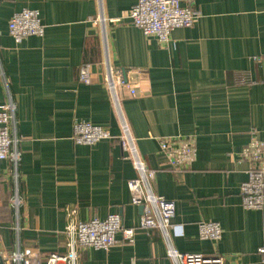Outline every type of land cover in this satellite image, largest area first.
I'll return each instance as SVG.
<instances>
[{"label": "crops", "instance_id": "1", "mask_svg": "<svg viewBox=\"0 0 264 264\" xmlns=\"http://www.w3.org/2000/svg\"><path fill=\"white\" fill-rule=\"evenodd\" d=\"M179 1L198 18L167 43L133 25L137 0L0 1V104H16L12 150L20 153L17 165L0 159V258L27 247L43 260L66 254L74 209L79 221L119 213L135 229L133 243L120 231L107 251L81 248L79 264H177L169 246L223 264H264L256 251L264 207L244 209L239 193L251 166L242 150L264 141V0ZM26 8L41 12L45 34L16 43L8 24ZM84 63L91 84L79 81ZM110 69L127 84H116L117 99ZM77 121L111 138L76 144ZM123 123L155 172L153 194L176 204L169 238L139 227L143 206L128 185L139 173L122 147ZM162 140L191 141V166L170 168ZM209 221L221 227L217 242L199 238L198 225Z\"/></svg>", "mask_w": 264, "mask_h": 264}, {"label": "built area", "instance_id": "2", "mask_svg": "<svg viewBox=\"0 0 264 264\" xmlns=\"http://www.w3.org/2000/svg\"><path fill=\"white\" fill-rule=\"evenodd\" d=\"M1 1V0H0ZM130 20L133 25L143 30L147 36H155L160 42L167 43L171 33L175 29H186L194 26L197 21L196 12L190 6H183L179 0H137L131 9ZM8 31L16 43L35 36H44L45 28L41 22V12L38 9H22L14 12L8 24ZM259 61V58H256ZM90 63H84L80 68L79 81L91 84ZM110 89L114 92L116 84L127 85L122 73L113 74L109 70L107 78ZM16 104L11 98L0 104V159L10 160L15 165L20 160V153L13 151V145L18 141L11 134L14 122ZM122 147L133 156V164L139 176L128 182L132 193V202L143 206L139 227L161 229L165 237L169 236V230L174 228L172 222L176 213V204L163 196H155L151 190L149 181L155 176L140 158L133 145L126 123L122 126ZM73 139L76 144H95L104 139L111 138V133L100 125L89 121H77L73 126ZM242 150L241 159L251 164L246 173V179L240 186V197L242 207L246 210L259 211L264 207V141H251ZM160 147L164 151L167 162L172 169H186L194 162L196 148L191 141L170 142L162 140ZM15 206H20L21 200L16 198L12 201ZM76 210L68 214V225L66 234L68 241V252L60 254L50 253L46 259H42L32 248H25L10 254H3V264H79V252L81 248H93L107 251L117 245L119 239L117 234L122 231L124 238L131 243L135 241V229L124 227L122 217L119 213H112L104 219L91 218L88 221L75 219ZM198 235L202 241L217 242L221 239V227L217 222H202L198 225ZM257 255L264 263V242L256 249ZM167 254L177 264H223L220 257H204L200 254H183L174 250L171 246Z\"/></svg>", "mask_w": 264, "mask_h": 264}, {"label": "water", "instance_id": "3", "mask_svg": "<svg viewBox=\"0 0 264 264\" xmlns=\"http://www.w3.org/2000/svg\"><path fill=\"white\" fill-rule=\"evenodd\" d=\"M0 259H2V258H0Z\"/></svg>", "mask_w": 264, "mask_h": 264}]
</instances>
